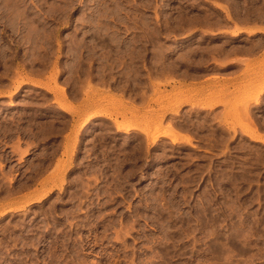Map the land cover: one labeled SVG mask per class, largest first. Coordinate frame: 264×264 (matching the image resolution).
<instances>
[{"label":"rangeland","instance_id":"1","mask_svg":"<svg viewBox=\"0 0 264 264\" xmlns=\"http://www.w3.org/2000/svg\"><path fill=\"white\" fill-rule=\"evenodd\" d=\"M0 264H264V0H0Z\"/></svg>","mask_w":264,"mask_h":264},{"label":"bare ground","instance_id":"2","mask_svg":"<svg viewBox=\"0 0 264 264\" xmlns=\"http://www.w3.org/2000/svg\"><path fill=\"white\" fill-rule=\"evenodd\" d=\"M241 31H245V30H243V28L242 27H238L236 30H234V32H233V34H232V36H234V37H236L237 35H240V32ZM246 31H248V32H251V33H258V32H262V28H260V27H257V28H254V29H251V30H246ZM210 34H217L216 32H211ZM230 63V62H229ZM229 63H227V64H229ZM233 63V62H232ZM226 64V65H227ZM225 65V66H226ZM65 91V90H64ZM11 95V94H10ZM10 95H7V96H10ZM188 102H192L190 99H184V100H181V101H174V100H170L169 98H165V99H161L159 102H158V104H159V108H158V113H160V117L161 116H166V114L167 113H169V112H179V109H180V107L183 105V104H185V103H188ZM247 104V103H246ZM212 106H214V104H212V105H209V107H212ZM248 106V105H247ZM245 107V106H244ZM249 107V106H248ZM88 108H86V109H84V110H82V111H86ZM244 109V108H243ZM244 110H246V108L244 109ZM249 111H250V107H249ZM245 112V111H244ZM246 112H247V110H246ZM98 113H100V110H96L95 112H93L92 114H90V115H88L87 116V119H86V121H85V123L83 124L84 126L88 123V122H90V120H91V118H93L94 116H96ZM245 114H247V113H245ZM248 116V115H247ZM159 117V118H160ZM161 119V118H160ZM165 119V118H164ZM246 119V118H245ZM247 119H250L251 120V118L248 116L247 117ZM246 119V120H247ZM159 120V119H158ZM160 122V121H159ZM164 122V121H163ZM170 122V121H169ZM173 123V122H172ZM249 123V122H248ZM163 124H165V123H163ZM82 125V126H83ZM173 125V124H172ZM175 125V124H174ZM82 126H80V127H82ZM159 126V125H158ZM166 126H168V124L166 123ZM120 127H123V128H125L126 130H128L129 128H130V125H126V124H121L120 123ZM168 129H169V127H167ZM174 128V127H173ZM166 129V128H165ZM165 129H164V132H163V134L162 135H167V136H169V135H171V136H169V137H173L172 139H174V140H179V139H181V140H184V138L186 139V140H189V137H186V136H180V134H174V133H172V132H169L168 130L167 131H165ZM177 132V131H176ZM178 133V132H177ZM150 134H152V133H150ZM153 135V134H152ZM147 136H149V134L147 135ZM190 136V135H189ZM153 137V136H152ZM152 137H150V138H152ZM181 137V138H180ZM157 138V135H155L154 136V138L153 139H156ZM179 138V139H178ZM257 138H258V136H257ZM153 139H151V140H153ZM173 140V141H174ZM185 140V141H186ZM192 140V139H191ZM153 142V141H152ZM157 142V141H156ZM188 142V141H187ZM190 142H192V141H190ZM189 142V143H190ZM54 187V186H53ZM53 187H51L50 189H48V190H46L45 192H43L40 196H38L37 197V199H41V198H43V197H45L46 195H48V193L50 192V190L53 188Z\"/></svg>","mask_w":264,"mask_h":264},{"label":"crops","instance_id":"3","mask_svg":"<svg viewBox=\"0 0 264 264\" xmlns=\"http://www.w3.org/2000/svg\"><path fill=\"white\" fill-rule=\"evenodd\" d=\"M235 61H237V60H235ZM80 104H81V102H80ZM80 104H79V105H80Z\"/></svg>","mask_w":264,"mask_h":264}]
</instances>
